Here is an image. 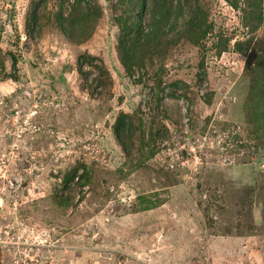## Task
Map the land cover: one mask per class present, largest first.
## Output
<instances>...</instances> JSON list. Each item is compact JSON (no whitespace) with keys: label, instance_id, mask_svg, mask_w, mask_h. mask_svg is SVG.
<instances>
[{"label":"rangeland","instance_id":"1","mask_svg":"<svg viewBox=\"0 0 264 264\" xmlns=\"http://www.w3.org/2000/svg\"><path fill=\"white\" fill-rule=\"evenodd\" d=\"M198 2V43L179 18L132 49L135 0H0V264H264L263 110L235 45L264 36V0L255 31L242 2Z\"/></svg>","mask_w":264,"mask_h":264},{"label":"trees","instance_id":"2","mask_svg":"<svg viewBox=\"0 0 264 264\" xmlns=\"http://www.w3.org/2000/svg\"><path fill=\"white\" fill-rule=\"evenodd\" d=\"M194 3L197 5L199 0H193ZM239 1L242 2V4L245 6L242 9L243 13V23L245 27H249L250 31H255L258 27V25L253 24L251 25L252 21L255 19L259 21V23L262 22L261 17V0H230V4L232 8L239 9ZM137 7H138V13L137 16H139L140 11L144 8L147 9V11L150 12V19H149V32L144 33L140 26H136V29H134V37L131 40L130 47L132 49H136L138 46L141 45H147L148 43H152L156 38L157 34H160L164 37H167L168 32L173 31L175 28L174 24L172 22H176L179 18L183 19V25L180 27V29L177 31L182 34L183 37H185L189 41L196 40L195 43H198V41L205 36V34L210 29V25L207 24L206 19L203 16V11L200 9L199 17L196 15V10L191 7L187 10L188 17H186V12H183L184 3L183 0H176L177 5L174 8L172 6V3H169L168 0H150L149 4H145L144 0H135ZM198 2V3H197ZM170 4V7H167V5ZM147 5V7H146ZM191 9V10H190ZM172 11H175L177 16H174V19L170 21V18L172 16ZM155 39H154V38ZM253 40V37L251 40L245 41V42H237L235 45L236 47H240V50L244 51L243 54H247L246 59V65L244 67V70L246 71V75L249 76V90H248V96L249 100L253 103H256L257 106L261 107L263 111H261V115L264 118V36L256 38L254 40L252 47H250L248 44ZM155 43H158V40H155ZM224 43V41H223ZM223 45V44H222ZM13 64H16V59L12 57ZM121 61L125 64L126 67H128L133 62L124 56H121ZM1 64V63H0ZM253 123L256 122V118H258V108L253 107ZM261 122V120H260ZM117 130L124 129L127 133L129 132V125L125 124L124 120L117 121ZM264 129V121L262 123V127L258 130V132H262ZM153 135H149V137L144 140L145 134H143V131L140 136V142L144 143L145 145H149L151 142H153L152 139ZM258 136H264L262 134H259ZM150 155V154H149ZM148 155V156H149ZM74 175L67 176V180L72 179ZM66 178V177H65ZM66 180V181H67ZM63 203H66L65 200H63ZM152 201H142L140 204V210H150L152 209ZM205 212V209H203Z\"/></svg>","mask_w":264,"mask_h":264},{"label":"crops","instance_id":"3","mask_svg":"<svg viewBox=\"0 0 264 264\" xmlns=\"http://www.w3.org/2000/svg\"><path fill=\"white\" fill-rule=\"evenodd\" d=\"M158 234H160V233H158ZM168 264H173V263H168Z\"/></svg>","mask_w":264,"mask_h":264}]
</instances>
